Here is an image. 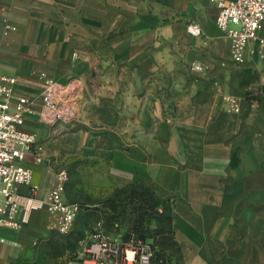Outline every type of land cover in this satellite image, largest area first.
Instances as JSON below:
<instances>
[{
    "label": "crops",
    "instance_id": "crops-1",
    "mask_svg": "<svg viewBox=\"0 0 264 264\" xmlns=\"http://www.w3.org/2000/svg\"><path fill=\"white\" fill-rule=\"evenodd\" d=\"M216 15L211 0H0V75L47 139L46 162H23L38 197L62 154L95 159L107 185L150 187L174 242L154 264H264V48L234 61ZM43 76L75 85V123L51 126ZM50 222L41 209L0 228V264L33 262Z\"/></svg>",
    "mask_w": 264,
    "mask_h": 264
},
{
    "label": "built area",
    "instance_id": "built-area-1",
    "mask_svg": "<svg viewBox=\"0 0 264 264\" xmlns=\"http://www.w3.org/2000/svg\"><path fill=\"white\" fill-rule=\"evenodd\" d=\"M216 8V26L231 41V56L238 63L245 61L249 43L264 40L258 32L264 27V0H211ZM10 29L9 26H5ZM16 79L0 75V228L18 229L31 213L45 209L51 217L50 230L69 233L80 205L64 198L69 174L66 169L53 173V181L45 201L38 197L39 186L33 182V172L23 165L28 159L36 164L45 161V149L37 137L25 130L23 113L30 100L14 97ZM41 104L51 123L70 122L75 118L71 103L75 95L72 82L58 83L41 77ZM226 110L239 113V102L230 98ZM153 247L130 235L107 233L101 221L96 222L80 242L79 264H152Z\"/></svg>",
    "mask_w": 264,
    "mask_h": 264
},
{
    "label": "rangeland",
    "instance_id": "rangeland-1",
    "mask_svg": "<svg viewBox=\"0 0 264 264\" xmlns=\"http://www.w3.org/2000/svg\"><path fill=\"white\" fill-rule=\"evenodd\" d=\"M71 105L75 110L73 101ZM76 120L77 117L75 115V118L70 122L56 121L51 126L63 127L66 124L75 123ZM43 140L47 139H38L44 146V162H46L48 157ZM54 163L55 171L66 169L69 174V181L66 184L64 192L65 200L78 203L83 208H86L87 205L92 206L93 208L91 209L93 211L90 210L91 212L89 213L91 215L85 214L84 211L81 212L69 233L51 231L50 238L40 243L37 258L31 263L19 262L18 264H79L78 251L80 242L84 239L86 231L96 220H103L106 230L115 233L114 235L121 234L124 237L125 233L129 231L132 222L140 214L138 212L139 204L137 201L125 199L126 192L121 197L115 198V194L120 188L105 184V180L101 178V176H104L103 170L99 171L95 169L97 165L95 159H82L79 155L69 157L62 154ZM96 182H98V185L95 184ZM108 201H114V204L117 206V212L113 213L105 206V203ZM96 209L98 210L97 212L95 211ZM162 209L163 207L159 206L157 211L155 210L158 213H154L144 223L145 234L152 236L154 238L153 244H157L158 247H160L161 238L167 232L166 217L161 214L159 215V210Z\"/></svg>",
    "mask_w": 264,
    "mask_h": 264
},
{
    "label": "trees",
    "instance_id": "trees-1",
    "mask_svg": "<svg viewBox=\"0 0 264 264\" xmlns=\"http://www.w3.org/2000/svg\"><path fill=\"white\" fill-rule=\"evenodd\" d=\"M125 192L127 193L126 196H124L125 199H129V200L131 199V200L137 201V203L139 204L138 212H140V214L137 216V219L132 222V225L129 228V231L127 233H125L124 238H127L130 235H134V237H136L137 239H139L141 241L150 242L152 247H153L152 264H154V262L164 263L166 260V254H165L164 250H166L167 248H174L173 247L174 242L172 239L171 217L168 213V208H167L166 202L161 200L160 198H158L154 194V192L151 190L150 187L143 185V184H130V185H127L125 187H121L117 191V193L115 194V198L121 197V195H123V193H125ZM115 203H116V201H115ZM105 206L107 208H109L111 210V212H113V213L117 212V206L114 204V201H108L107 203H105ZM159 206L163 207L162 210H159V212H160L159 215L161 214L164 217H166V227H167V232L164 233L166 235L163 238H161L160 243L158 242L160 247H158L157 244H153L154 238L152 236H147L145 234V228H144V223L147 222L148 219L151 218L154 213H158L156 211H157ZM91 208H93V207L87 205L86 208H83V206L80 205V212L78 213L74 224L76 223L78 216L81 214V212L84 211L85 214L88 213V215H91V213H89V212H91L90 210H92ZM95 211L97 212L98 210L96 209ZM98 221L102 222L103 228L107 233L113 234V235L115 234V233H112V232L106 230L103 220L98 219L86 231V235L93 228V225ZM86 235H85V237H86ZM78 263H79V260H78Z\"/></svg>",
    "mask_w": 264,
    "mask_h": 264
}]
</instances>
